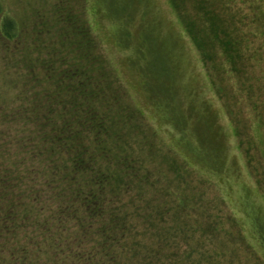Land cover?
<instances>
[{
  "label": "trees",
  "instance_id": "16d2710c",
  "mask_svg": "<svg viewBox=\"0 0 264 264\" xmlns=\"http://www.w3.org/2000/svg\"><path fill=\"white\" fill-rule=\"evenodd\" d=\"M249 1L264 29V0ZM87 4L70 0L77 21L56 13L44 48L21 43L23 27L0 0V264H187L190 253L174 249L181 227L154 232L164 223L143 191L155 178L137 140L142 115L89 29ZM182 23L202 50L204 35ZM238 40L221 39L220 67L232 74L245 61L233 54Z\"/></svg>",
  "mask_w": 264,
  "mask_h": 264
},
{
  "label": "rangeland",
  "instance_id": "374dc122",
  "mask_svg": "<svg viewBox=\"0 0 264 264\" xmlns=\"http://www.w3.org/2000/svg\"><path fill=\"white\" fill-rule=\"evenodd\" d=\"M87 1L89 29L128 104L142 115L137 140L149 150L145 171L155 178L143 191L164 223L155 234L181 227L186 236L174 249L190 253L187 264H264V29L258 11L248 0H204L200 10L195 0H178L176 12L169 0ZM4 4L23 27V45L48 46L45 29L56 28V13L78 20L70 0ZM182 20L204 35L202 50ZM223 38H239L232 51L245 59L233 74L223 62L220 67L228 46ZM5 56L12 59V50Z\"/></svg>",
  "mask_w": 264,
  "mask_h": 264
}]
</instances>
